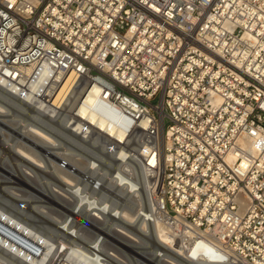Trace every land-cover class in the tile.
<instances>
[{
  "label": "built area",
  "instance_id": "2783aa9c",
  "mask_svg": "<svg viewBox=\"0 0 264 264\" xmlns=\"http://www.w3.org/2000/svg\"><path fill=\"white\" fill-rule=\"evenodd\" d=\"M66 74L75 150L138 155L131 207L176 247L94 195L96 231L0 220V264H264V0H0L3 87L45 102Z\"/></svg>",
  "mask_w": 264,
  "mask_h": 264
},
{
  "label": "bare ground",
  "instance_id": "6f19581e",
  "mask_svg": "<svg viewBox=\"0 0 264 264\" xmlns=\"http://www.w3.org/2000/svg\"><path fill=\"white\" fill-rule=\"evenodd\" d=\"M58 78H59V82L58 83H52V85L49 87L48 93H49L50 97H49L48 101H45V102L37 101V99L34 98L32 92L28 91L24 94H20L18 92H15L13 90L8 89V88H4L3 85L0 83V94L7 97L9 99V101L12 100L11 101L12 103H6L7 101L1 100L4 97H2V95L0 96L1 97L0 98V117L9 116L10 117V119H8L9 122H14V123L17 122V124L22 127L21 128L22 135H20V137L24 136V138H26V142L21 141L19 139V140H15V142H12L11 144L6 141V140H9V138L6 140L0 139V155L3 153L2 151H4L5 153L6 152L11 153L14 156L18 157L19 159L24 160V162H26V165L22 164L23 166L19 170L24 172V176L25 177L27 176V179L30 180V182L32 184L37 185L38 183H40L44 187H46L47 185L50 186L48 193L50 195H54V196H59V197L61 196V198H63L64 201L68 197H71V200L73 199L75 202L76 209H78L80 212H85L86 214L89 212H91L92 214H99V211L97 210V208H98L97 206H99V204L95 205L90 201V198L94 197V195L107 196L109 194L107 191L114 192L116 196H117V193L125 194V196L129 199L133 198V196H135V195H138V196L141 195L143 188L145 187V185L143 183L145 172L143 175V171H141L140 167L136 166L132 162L133 160H136L139 158L138 155L131 157L130 160L125 159L124 154L120 152L121 148L116 149L115 153H110V156H111L110 158L114 161L115 169L113 171L109 172L106 169H103V167L101 166V161L104 158L102 156V154L98 153L97 154L98 156L96 155L97 158L93 159L94 161H92V160L90 161V159H89V160H87L86 163H82L81 161H79L80 159L76 158V155H79V154L76 152L75 147H74L75 143L77 142V140L73 134V131L77 129L74 124L68 126V129H69L68 131L65 130L64 125H60L59 126L61 129L60 136H56L55 133L48 131L46 128L40 127L38 124L37 125L35 124V122L41 121V120H38L37 118H41L42 120H45L43 124L49 125V127L52 129L54 127L52 125L50 126L51 120L52 119L59 120L61 115L63 114V111L67 110V109H64V103L67 100H66V97H65V100H63V97L66 94V92L68 91V89L73 85V83L75 81V75L74 74H66L63 76H58ZM36 87H37V84H35V86L33 88H36ZM80 93H81V91H79L77 93V95L74 97V100L72 99L69 102V105L71 107L73 106L74 102L78 99L77 97H79ZM13 100H16V102H14ZM13 102L16 104L18 102V105L23 106V109H22V107L20 108V109H22L21 111L26 110V109L24 110V106H26L28 109H31L30 112H32V115H29V116L26 115V116L31 118L29 120L33 119L32 120L33 122H29V120L27 121L24 118L19 119L18 121H17V119L15 120V118H13V113L11 112L12 104H14ZM18 105L16 106L17 108H18ZM33 113H35V114H33ZM37 113L41 114V115L38 116V115H36ZM18 116L19 115H17V117ZM48 120H50V122ZM3 122L5 123L7 121H3ZM10 125H11V123H10ZM13 125H16V124H13ZM7 126H9V124ZM0 130H1V128H0ZM4 133L5 132L3 131V134ZM8 135H10V134H8ZM26 136H28V137H26ZM29 136L34 138V139L30 138ZM67 139H69L70 141H67ZM34 140H36L35 142H37V141L40 142V145L44 144L46 146L45 151L48 152L49 156L51 157V158H48V161L46 159H45L46 161H42V159H40L38 157L40 155H37V153H36L37 151H35V149L33 148V145H30L29 143H27V141L28 142L30 141V143L36 144L33 142ZM62 142L63 143L69 142L71 147L67 146V144H65V146L62 145ZM13 148H16V149L14 151L13 150L11 151V149H13ZM1 158L2 157H0V160H1ZM79 158H80V156H79ZM57 159H59V160L57 161ZM107 160L108 159H106L105 162H107ZM18 163H16V164L18 165ZM1 166H2V164H1ZM33 168L41 170L45 174L49 173L50 176H52L53 178L56 179L57 184L53 183L50 185L51 182H49L47 180H42V179L40 180L41 182L37 183V181H39V180L36 179L37 177H36L35 171H33ZM81 168H82V177H81L82 182L79 185L75 186L76 181L78 180L77 174L79 172H81ZM132 168H133V171H132ZM83 170H84V172H83ZM6 172H8V171H6ZM10 172H11V170H10ZM11 173H13V172H11ZM131 173L135 174L137 176L136 178L138 180L134 181L133 180L134 178H132L130 176ZM54 174L56 175V177H58V179L55 177ZM14 179L18 180V181L21 180L18 177H14ZM0 183H5V186L2 187V190H4V192L10 197H16V198L19 197L21 199V196L23 194L27 193V191L25 189L19 188L20 186H18V187L11 186L9 184V183H12L10 180H0ZM7 184H9V185H7ZM40 184H39V187H40ZM34 185L28 184V187H31L34 190H38V189L34 188ZM38 192H40V193H42V195H44V192H42L40 190H38ZM72 195L74 196V198H72L73 197ZM28 197H30V196L28 195ZM31 197H33V196L31 195ZM111 197L114 200L113 201V203H114L113 207L114 208H112V212L114 214H117L119 219H120V216H122L123 217L122 219H125V220L131 219V221L132 220L137 221V224L139 226L138 229H140L141 231H137L136 233H139V235H143L144 232L149 231L151 236L154 239H156L158 244L161 247H163L164 249H168L169 247H172V248L176 247V244L167 235V231L163 227V225L160 221H156L152 225L149 223L148 216H147L146 212H144L143 215H141L139 212H137V210H135L134 212H133L134 209L132 211H129L126 208L121 207L122 205H120V204L116 205V203H118V200L114 199L115 198L114 196H111ZM24 199H25V197H24ZM24 199L22 201H24ZM29 199H30V202H32L31 198H29ZM33 200H35V199H33ZM67 200L69 201V198ZM38 201H41V200L39 199ZM35 204L32 206V208H33V211H35L34 209H37L38 214L49 213L52 211L55 212V209L50 208V206H48V205L46 206L44 204H37V205H35ZM75 205L72 202L70 204L69 208L64 207L62 205L61 206L67 210L73 211V209H75L74 208ZM29 206H30V204H29ZM108 208H110V205H108ZM1 209H2V211H4L3 208H1ZM2 211L0 210V220L5 221L6 223H11L13 225V228L17 229L18 231H33L32 229H30L31 227H28L24 224H21L19 219H18L19 220V222H18L16 219H14L13 217H10V215H7ZM56 212H58V210H56ZM22 214H23V212H22ZM64 214L66 216V213H64ZM63 215L61 217H63ZM70 219H71V217H70ZM70 219H69V221L71 223L72 219L71 220ZM52 220H53L52 222H54L53 224L58 226L59 220L55 219V218L54 219L52 218ZM66 220H68V219H66ZM72 223H73V221H72ZM63 224H65V223H63ZM68 225H70V224H68ZM71 225H74V224H71ZM57 226H55V227L58 228L59 226L58 227ZM60 226H62V224ZM67 230H68V227H67ZM63 231H66V228ZM123 232L126 234L127 238L139 240L138 236H136V234H134L133 232H130L129 230H125ZM119 238L123 239L122 237H119ZM195 249H197V248H195ZM139 253H140V250H139ZM199 264H212V263H206V261H204L203 263L200 262Z\"/></svg>",
  "mask_w": 264,
  "mask_h": 264
},
{
  "label": "rangeland",
  "instance_id": "374dc122",
  "mask_svg": "<svg viewBox=\"0 0 264 264\" xmlns=\"http://www.w3.org/2000/svg\"><path fill=\"white\" fill-rule=\"evenodd\" d=\"M2 91V90H1ZM2 94H0V96H1ZM2 97H4V98H2L1 100L2 101H7L6 103H12L11 101L12 100H10L9 101V99L7 98V97H5L4 95H2ZM1 98V97H0ZM14 102H16V100H13ZM153 102H156L157 101V98H154L153 100H152ZM13 102V103H14ZM18 105V102H17V104L16 103H14V104H12V110H11V112L13 113V118H15V120L17 119V121L19 120V119H26L27 121L29 120V119H31L30 117H27V116H29V115H32V112H30V110L31 109H28L26 106H24V110L25 111H21L22 109H23V106H20V105H18V108L16 107ZM22 107V109H20ZM26 107V108H25ZM15 108V109H14ZM29 113H28V112ZM23 113V114H22ZM36 113V112H35ZM35 113H33V114H35ZM17 115H19L18 117H17ZM27 115V116H26ZM36 115H41V114H36ZM43 115V114H42ZM16 116V117H15ZM2 118V119H1ZM4 119V120H3ZM8 119H10V117L9 116H5V117H0V128H1V130H0V134L2 135H0L1 137H0V139H4V140H6V139H8L9 138V140H6L8 143H12V142H15V140H21V141H25L26 142V138H24V136H21L20 137V135H22V133H21V126L20 125H18L17 124V122L16 123H14V122H9L8 121ZM38 120H41V121H37V122H35V124L37 125H39L40 127H42V128H46L48 131H51V132H53V133H55V135L56 136H60V131H61V129H60V123L58 122V120H55V119H50L51 120V123H50V126L52 125L54 128H50L49 127V125H44L43 123H44V121L45 120H42L41 118H37ZM33 120V119H32ZM32 120H29V122H33ZM50 120H48L49 122H50ZM3 121H7V122H3ZM56 122V123H55ZM10 123H11V125H10ZM9 124V126H7ZM13 124H16V125H13ZM49 124V123H48ZM10 127V128H9ZM3 131L6 133H4L3 134ZM8 134H10V135H8ZM5 135V136H4ZM10 136V137H9ZM20 138H19V137ZM7 137V138H6ZM26 137H28V136H26ZM30 137V136H29ZM17 138V139H16ZM30 138H32V137H30ZM59 138V137H58ZM32 139H34V138H32ZM3 140V141H4ZM36 140H34L33 142L34 143H36V144H32V143H30V141L28 142L27 141V143H29L30 145H33V148L35 149V151H37L36 153H37V155H40V156H38L40 159H42V161H48V158H51L50 156H49V154H48V152H46L45 150H46V146L44 145V144H41L40 145V142H35ZM67 141H70L69 139H67ZM65 144H67V146H70V144H69V142H67V143H63L62 142V145H64L65 146ZM36 145V146H35ZM66 146V147H67ZM71 147V146H70ZM16 148H13V149H11V151L13 150H15ZM41 151H40V150ZM4 150V149H3ZM44 151V152H43ZM3 153L0 155V157H2L1 158V160H0V180H10L12 183H9L11 186H16V187H18V186H20L19 188H22V189H25L26 191H27V193H25V194H23L22 196H21V199L18 197V198H16V197H10V196H8L5 192H4V190H2V187L3 186H5V183H0V210L2 211V209L1 208H3L4 209V211H2V212H4L5 214H7V215H10V217H13L14 219H16L18 222H19V220H20V223L21 224H24V225H26V226H28V227H31L30 229H32L33 231H58L59 229V231H63V230H65V228H66V231H73L72 229V227H77V223H74L75 222V218L79 221V222H81V223H84V225L85 226H89L90 228H92V230H94V231H96L97 230V228H96V226L98 227V224L94 221V220H92L88 215H90V213L91 212H89V213H85V212H80L78 209H76V205H75V202H74V200L72 199L71 200V197H68L69 198V201L66 199L65 201L63 200V198H61V196L59 197V196H54V195H50L49 193H48V190H49V188H50V186H46V187H44L42 184H40V183H38V182H41L40 180L42 179V180H47V181H49V182H51L50 183V185L51 184H53V183H56L57 184V182H56V179L55 178H53L52 176H50V174L48 173V174H45L44 172H42L41 170H38V169H36V168H33V171H35V174H36V179L37 180H39V181H37V185H34V184H32L31 182H30V180H28L27 179V176L25 177L24 176V172H22L21 170H19V169H21V167L23 166L22 164H25L26 165V162H24V160H22V159H19L18 157H16V156H14L13 154H11V153H5L4 151H2ZM77 152V151H76ZM11 154V155H10ZM79 156H80V158H79ZM104 158V160L102 159V161H101V166L103 167V169H106L107 171H109V172H111V171H113L114 169H115V164H114V161L110 158L111 156L110 155H105V156H103ZM106 157V158H105ZM76 158H78V159H80L79 161H81L82 163H86L87 162V160H89L90 159V161L92 160V161H94L93 159V157L92 156H88V155H76ZM46 159V160H45ZM60 159V158H59ZM59 159H57V161L59 160ZM106 159H108L107 160V162H105L106 161ZM5 160V161H4ZM22 160V161H21ZM19 162V163H18ZM16 163H18V165L16 164ZM1 164H2V166H1ZM15 165V166H14ZM28 165V164H27ZM19 167V168H18ZM35 169V170H34ZM10 170H11V172H13V173H11L10 172ZM48 170V169H47ZM6 171H8V172H6ZM83 172H84V170H83ZM81 173V174H80ZM14 175V176H13ZM22 175V176H21ZM26 175V174H25ZM55 175V174H54ZM24 176V177H23ZM14 177H18L19 179H21L20 181H18V180H15L14 179ZM44 177V178H43ZM55 177H56V175H55ZM81 177H82V168H81V172H79L78 174H77V181H76V185L75 186H77V185H79L81 182H82V180H81ZM84 177V176H83ZM57 179H58V177H56ZM80 178V179H79ZM52 180V181H51ZM16 182V183H15ZM9 184H7V185H9ZM28 184L29 185H34V188H36V189H38V190H40V191H42V192H44V195H42V193H40V192H38V190H34V189H32L31 187H28ZM39 184H40V187H39ZM25 187V188H24ZM42 187V188H41ZM46 189V190H45ZM111 196H114L115 198L114 199H116V200H118V205L120 204V205H122L121 207H123V208H126L127 210H129V211H132L133 210V208L131 207V202H132V200L135 198V196H138V195H135V196H133V198H127L126 196H125V194H119V193H117V196L115 195V193L114 192H111V191H107ZM111 192V193H110ZM114 193V194H113ZM33 196V197H31V195ZM34 194V195H33ZM26 195V196H25ZM28 195L30 196V197H28ZM53 196V197H52ZM73 196V195H72ZM119 196V197H118ZM141 196H144V189H143V191H142V194H141ZM24 197H25V199H24ZM28 197V198H27ZM59 197V198H58ZM4 198V199H3ZM29 198H31V201L32 202H30V199ZM58 198V199H57ZM72 198H74V196L72 197ZM126 198V199H125ZM16 199V200H15ZM24 199V201H22ZM33 199H35V200H33ZM41 200V201H38V200ZM62 199V200H61ZM7 202H6V201ZM28 200V201H27ZM71 200V201H70ZM34 202V203H33ZM74 203V208L75 209H73V211H70V210H67V209H65V208H63L62 206H64V207H67V208H69L70 207V204L71 203ZM36 203V204H35ZM61 203V204H60ZM9 204V205H8ZM29 204H30V206H29ZM37 205V204H44V205H48V206H50V208H53V209H55V212H49V213H43V214H38V210L37 209H34L35 211H33V208H32V206L33 205ZM62 205V206H61ZM29 206V207H28ZM61 206V207H60ZM15 210V211H14ZM56 210H58V212H56ZM136 209H134L133 210V212L135 211ZM22 212H23V214H22ZM75 212V213H74ZM138 212V211H137ZM64 213H66V216H65V214ZM73 215H72V214ZM79 213H80V215H79ZM28 214V215H27ZM48 214V215H47ZM64 214V215H63ZM22 215V216H21ZM63 215V217H61ZM78 215V216H77ZM94 215H96V214H94ZM121 215V214H120ZM66 218H65V217ZM19 217V218H18ZM69 217V218H68ZM70 217H71V219H72V221H73V223H72V221H71V223H70V221H69V219H70ZM52 218L54 219H58L59 221H58V226L57 225H54L53 223L54 222H52L53 220H52ZM64 220H63V219ZM123 217L122 216H120V223H118V224H122V225H124L123 227H120V225H117V226H114L113 228H117V229H122L123 231H125V230H129V231H135V233L137 232V231H141L140 229H138V224H137V221H135V220H132L131 221V219H122ZM19 219V220H18ZM66 219H68V220H66ZM70 219V220H71ZM23 220V221H22ZM23 223H22V222ZM62 221V222H61ZM66 221V222H65ZM126 221V222H125ZM131 221V222H130ZM136 222V223H135ZM62 224V226H60L61 224ZM63 223H65V224H63ZM86 223H89V224H87L86 225ZM125 223V224H124ZM68 224H70V225H68ZM71 224H74V225H71ZM55 226H57L58 228H56ZM64 226V227H63ZM70 226V227H69ZM67 227H68V230H67ZM72 228V229H71ZM126 228V229H125ZM76 230H77V228H76ZM105 231H110V230H105ZM112 231V230H111ZM131 240H129L128 241V243H127V241H124V243H127L128 245L130 244V246H133V244H131V243H133L132 241L130 242ZM136 245V244H135ZM136 249V248H135ZM147 258H150V257H147ZM153 258V257H152Z\"/></svg>",
  "mask_w": 264,
  "mask_h": 264
}]
</instances>
